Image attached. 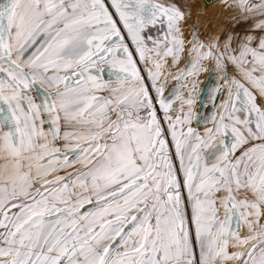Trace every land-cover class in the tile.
Returning a JSON list of instances; mask_svg holds the SVG:
<instances>
[{
  "label": "snow or ice",
  "instance_id": "snow-or-ice-1",
  "mask_svg": "<svg viewBox=\"0 0 264 264\" xmlns=\"http://www.w3.org/2000/svg\"><path fill=\"white\" fill-rule=\"evenodd\" d=\"M0 264H264V0H0Z\"/></svg>",
  "mask_w": 264,
  "mask_h": 264
}]
</instances>
